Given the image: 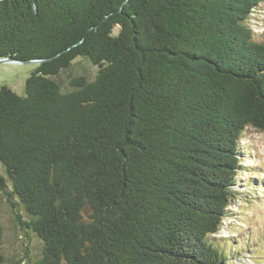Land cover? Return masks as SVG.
I'll use <instances>...</instances> for the list:
<instances>
[{
  "label": "trees",
  "instance_id": "obj_1",
  "mask_svg": "<svg viewBox=\"0 0 264 264\" xmlns=\"http://www.w3.org/2000/svg\"><path fill=\"white\" fill-rule=\"evenodd\" d=\"M262 2L0 0V58L39 61L23 95L0 85V192L33 264H225L210 237L264 133ZM80 58L94 77L64 89Z\"/></svg>",
  "mask_w": 264,
  "mask_h": 264
},
{
  "label": "rangeland",
  "instance_id": "obj_2",
  "mask_svg": "<svg viewBox=\"0 0 264 264\" xmlns=\"http://www.w3.org/2000/svg\"><path fill=\"white\" fill-rule=\"evenodd\" d=\"M248 24L253 38L264 41V2L260 3ZM31 61L0 62V85L24 94V81L35 69ZM97 66L84 59L57 77L65 89L74 74L94 77ZM241 144V167L237 171L234 197L228 206L229 216L223 220L219 232L210 239L223 250L225 264H264V133L252 127L244 130ZM0 172L4 175L0 167ZM17 214H24L0 192V228L3 264H33L40 256L39 239L28 229H23Z\"/></svg>",
  "mask_w": 264,
  "mask_h": 264
},
{
  "label": "water",
  "instance_id": "obj_3",
  "mask_svg": "<svg viewBox=\"0 0 264 264\" xmlns=\"http://www.w3.org/2000/svg\"><path fill=\"white\" fill-rule=\"evenodd\" d=\"M19 62V60H15V59H12V58H9V57H3V58H0V62ZM26 61H29V60H26ZM31 62H39L38 60H30ZM25 62V61H23Z\"/></svg>",
  "mask_w": 264,
  "mask_h": 264
}]
</instances>
